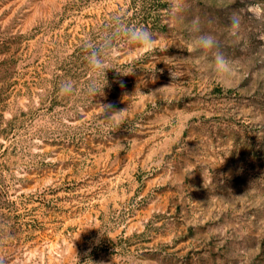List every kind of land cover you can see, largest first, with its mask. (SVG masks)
<instances>
[{
    "label": "rangeland",
    "instance_id": "obj_1",
    "mask_svg": "<svg viewBox=\"0 0 264 264\" xmlns=\"http://www.w3.org/2000/svg\"><path fill=\"white\" fill-rule=\"evenodd\" d=\"M0 257L264 264V0H0Z\"/></svg>",
    "mask_w": 264,
    "mask_h": 264
},
{
    "label": "clouds",
    "instance_id": "obj_2",
    "mask_svg": "<svg viewBox=\"0 0 264 264\" xmlns=\"http://www.w3.org/2000/svg\"><path fill=\"white\" fill-rule=\"evenodd\" d=\"M171 5V0H169ZM233 26L239 23L238 18H233ZM122 39L128 41L133 45V49H142L145 52L152 50V45L154 44V36L146 28L137 27L133 25H124L121 31ZM103 43V42H101ZM111 43V42H110ZM201 45L205 48L214 47L213 39L210 36H205L201 38ZM218 63L227 67L228 61L221 55L218 58ZM89 65L91 69L97 71H102L106 68V64L102 56L96 51H90L89 53ZM71 86L67 83H62L60 85V94L61 95H70ZM93 94H95V87H93ZM103 112L106 111L109 113L108 119L106 122H101V126L104 127H117L120 123V116L126 110H115L112 105H103ZM0 264H5V258L0 257Z\"/></svg>",
    "mask_w": 264,
    "mask_h": 264
}]
</instances>
